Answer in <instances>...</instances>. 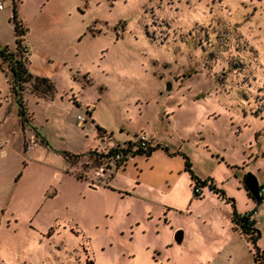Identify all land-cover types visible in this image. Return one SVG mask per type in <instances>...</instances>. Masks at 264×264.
I'll use <instances>...</instances> for the list:
<instances>
[{"label":"rangeland","instance_id":"rangeland-1","mask_svg":"<svg viewBox=\"0 0 264 264\" xmlns=\"http://www.w3.org/2000/svg\"><path fill=\"white\" fill-rule=\"evenodd\" d=\"M0 4V46L15 14L28 71L53 87L25 85L20 125L0 61V264H264L230 222L254 210L264 250V196L242 185L264 186V0ZM141 132L148 155L92 153ZM183 156L225 198H194Z\"/></svg>","mask_w":264,"mask_h":264},{"label":"trees","instance_id":"trees-1","mask_svg":"<svg viewBox=\"0 0 264 264\" xmlns=\"http://www.w3.org/2000/svg\"><path fill=\"white\" fill-rule=\"evenodd\" d=\"M13 24H14V33H15V46L13 50L8 49L5 46H0V61L1 63L5 64L6 68L10 73V82L9 87L13 94V97L17 103V115L20 118L21 124H24L25 117H24V107L21 101L20 91L25 87L26 84L31 83L32 86L39 90L42 95L44 93H50L52 90V84L46 77H38L33 76L27 69L28 63V55L26 53V47L22 44V40L20 35L22 34L21 25L19 21L16 19L15 14L12 16ZM95 130L98 137H102L105 134V131L95 125ZM110 140L109 138L107 141ZM124 145L129 146L131 142H125ZM154 148L149 146L147 143L143 147H136L131 151L129 157L134 156L136 154H146L148 155ZM116 151V148L106 146L102 150H96L92 153L102 160L103 163H107L109 157ZM126 157L120 158L118 160L113 159V163L116 167L123 165L126 161ZM183 171H185L190 179L191 188L194 193V197L198 198L201 196L200 192H195L194 188L198 187L199 189L202 187L208 188V190L215 194L219 198H225L224 192L222 189L217 187L211 178L200 179L198 178L192 171L190 162L188 159L183 156ZM260 186H258L259 188ZM246 194L248 197H251L249 192L246 190ZM263 196H259L255 199L256 201L260 202ZM252 198V197H251ZM254 199V198H253ZM227 201L229 199H226ZM230 222L232 224V228L236 230L244 239L245 241L251 245L253 248L252 250V258L255 263H260L264 261V250L259 249L256 246V240L259 236L258 229L254 226L253 220H248L245 213L242 215H236L232 213L230 216ZM84 264H93L92 260L86 259Z\"/></svg>","mask_w":264,"mask_h":264},{"label":"built area","instance_id":"built-area-1","mask_svg":"<svg viewBox=\"0 0 264 264\" xmlns=\"http://www.w3.org/2000/svg\"><path fill=\"white\" fill-rule=\"evenodd\" d=\"M1 7H2V5L0 4V8ZM79 122H80V120L78 121V123ZM26 139H28V140H26L27 141L26 148H31V143H34L33 136H29V138H26ZM147 141H148V139L146 138V136L143 132H141L138 135L137 141L135 143H131L129 146L124 145V144H113V142L111 140H108L107 146L112 147V148H116V151L113 152V154L109 157V160L107 161V163L105 162L104 164H109L110 162H113V159L118 160V159L123 158V157L128 158L129 154L131 153V151L133 149H135L136 147H143L147 143ZM99 170L102 171V166L99 167ZM96 173H97V171H96ZM194 191L200 192V189L198 187H195ZM258 195L264 196V186H260L258 188ZM253 214H254V210L245 213L248 220H253ZM263 257H264V255H263Z\"/></svg>","mask_w":264,"mask_h":264},{"label":"water","instance_id":"water-1","mask_svg":"<svg viewBox=\"0 0 264 264\" xmlns=\"http://www.w3.org/2000/svg\"><path fill=\"white\" fill-rule=\"evenodd\" d=\"M242 184L244 188L249 192L252 198L254 199L258 198V185L256 183V180L251 174H244L242 178ZM176 237L178 240L180 239L181 237L180 231H177Z\"/></svg>","mask_w":264,"mask_h":264},{"label":"crops","instance_id":"crops-1","mask_svg":"<svg viewBox=\"0 0 264 264\" xmlns=\"http://www.w3.org/2000/svg\"><path fill=\"white\" fill-rule=\"evenodd\" d=\"M14 100H15V98H14ZM16 101V100H15ZM26 107V106H25ZM18 118H19V116H18ZM19 120H20V118H19ZM20 125H21V121H20ZM2 152H1V154H4V151L3 150H1ZM183 172H185V171H183ZM185 174L186 175H188L186 172H185ZM189 177V176H188ZM242 178H243V176H242ZM189 181H190V179H189ZM243 185V184H242ZM188 186H190L191 187V184H190V182H189V184H188ZM218 187V186H217ZM201 188H200V194H201ZM207 191L210 193V194H212V195H215V194H213V193H211L209 190H208V188H207ZM216 196V195H215ZM217 197V196H216ZM195 198V197H194ZM192 201H193V197L191 198L190 197V199H189V204L188 205H190L191 203H192ZM250 211V210H249ZM248 210L247 211H244L242 214H244V213H246V212H249ZM207 211H205V212H201L200 214L202 215V214H204V213H206ZM255 212V211H254ZM253 223H255V216H254V214H253ZM231 229H232V231L234 232V233H237L236 235H238V240H237V246H238V248H239V250L244 246V245H246L245 243H247V242H245V241H243V237L241 238L240 236V234L236 231V230H234L233 228H232V224H231ZM185 237V232H183V234H182V238H184ZM250 252H251V250H249ZM253 259V258H252Z\"/></svg>","mask_w":264,"mask_h":264},{"label":"flooded vegetation","instance_id":"flooded-vegetation-1","mask_svg":"<svg viewBox=\"0 0 264 264\" xmlns=\"http://www.w3.org/2000/svg\"><path fill=\"white\" fill-rule=\"evenodd\" d=\"M244 176V175H243Z\"/></svg>","mask_w":264,"mask_h":264}]
</instances>
